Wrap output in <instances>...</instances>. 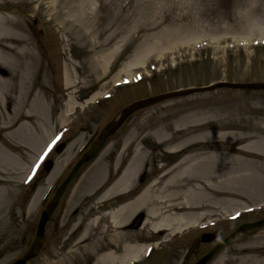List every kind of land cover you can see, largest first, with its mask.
<instances>
[{
    "label": "rangeland",
    "instance_id": "obj_1",
    "mask_svg": "<svg viewBox=\"0 0 264 264\" xmlns=\"http://www.w3.org/2000/svg\"><path fill=\"white\" fill-rule=\"evenodd\" d=\"M49 1L39 5L35 0H27L18 5L14 0H0L6 9L23 16L26 31L35 42L33 52L43 62L50 93L47 96L49 109L45 114L49 122L46 123L43 115L37 118V124L45 128L42 132L44 137L41 129L39 132L34 130L36 140H41V143L36 148L34 144L33 148L29 147L31 151L25 149L21 159L26 164V169L18 176H22L18 188L22 209L19 210L14 201L8 225H0V264H10L28 249L42 209L40 199L66 172L67 165L92 131L110 121L121 108L140 99L211 83L264 82V0H87L84 16H69L68 0H59L61 12L58 14L51 9L46 12ZM245 13L249 14L247 18L254 26L245 22ZM181 27H184L183 33H187V38L197 39L167 44V36L173 30H177L179 36ZM82 33L86 34L84 41L80 37ZM150 46L153 50L147 52L146 48ZM103 53H111L105 64L98 59ZM141 53L144 54L141 63L126 70L125 66ZM67 63L71 82L77 84L76 104L69 116L68 92L63 87V69ZM86 75L87 84L82 81ZM261 117H264V90L226 88L170 98L134 111L104 142L103 146L110 144V147L95 164L94 172L88 168L99 157L103 146L76 171L46 224L41 252L26 264H92L102 247L117 244V252L124 253L125 242L134 238L143 246L151 243L157 249L153 248L148 256L147 250L139 252L138 264H193L240 224L264 217V156L256 158L257 167L246 169L247 166L234 165V177L240 178L236 181L240 187L239 196L217 204L203 202L208 205L205 211L212 210L214 214L206 213L203 218L199 217L192 224L193 228L192 225L185 226L189 228L188 231L181 230L182 235L164 237L166 234H156L149 228L141 229L145 218V211L141 210L131 217L142 216L137 229L109 228L100 248V228L93 229L85 238L81 233L71 239H67L68 233L59 238L57 233L64 221L59 218V212L65 210L68 213L80 207L85 197L100 183V177L94 178L93 173L98 174L103 167L108 174L116 159L119 167L125 162L132 149L121 147L124 140L133 137L138 140L144 136L142 141L138 140L139 147L148 157L136 177L137 181L144 183L160 176L177 160V156L172 157L169 153V145L173 141L159 142L152 136L157 128L167 134H173L177 128L180 134L202 129L201 125L207 121L224 120L239 127L264 130ZM47 129L48 134L45 135ZM58 134V142L65 144L59 153L52 150L45 155V159L51 160V166L44 171L39 154ZM22 137L20 133L11 136L15 140ZM208 141L206 138L199 140L203 144ZM218 143L232 149L241 142L226 138ZM37 164L39 168L28 178L31 168ZM35 196L34 206L28 212V205ZM78 222L76 220L68 232H72ZM215 230L221 232L218 239L199 243L196 250L185 254L184 250L189 248L196 234ZM182 248L184 250L179 251ZM239 248L254 249L253 255L264 258V226L242 233L208 264H253L251 260L240 259L243 255ZM117 264H121L120 261L117 260Z\"/></svg>",
    "mask_w": 264,
    "mask_h": 264
},
{
    "label": "bare ground",
    "instance_id": "obj_2",
    "mask_svg": "<svg viewBox=\"0 0 264 264\" xmlns=\"http://www.w3.org/2000/svg\"><path fill=\"white\" fill-rule=\"evenodd\" d=\"M26 1L14 0L18 5ZM35 1L39 5L45 2V0ZM67 3L69 16L86 14L87 0H68ZM59 4V0H50L45 11L53 10L55 14H58L61 12L58 8ZM245 14V22L251 21L247 18L249 14ZM249 25L254 26V23L249 22ZM183 30H185L184 27H181L179 36L176 33L177 30H173L167 36V44L197 39L187 38L188 35L184 34ZM80 37L83 41L86 40V34L82 33ZM34 45L35 42L26 31L21 13L14 14L6 9L5 4L0 3V225L4 223L8 225V216L12 212L14 201L17 202L15 203L17 208L22 209V196L18 190L22 176H18L26 169V164L21 162L23 151L25 149L31 151L29 147L33 148L34 144L36 148L37 144L41 143V140L37 141V137L34 136V130L39 132L41 129L42 134L45 129L37 124L38 115H43L46 123L49 122L45 116L49 109L47 96L50 95L47 74L43 68V62L33 52ZM146 49L150 52L153 47ZM110 54H101L98 56L99 61L105 64ZM137 56L125 66L126 70L141 63L144 54H137ZM67 65L69 63L64 64L63 69V87L68 92L67 116H69L76 104L74 94L77 84L71 82ZM86 77L87 75L82 80L85 84H87ZM94 95L93 97L96 96ZM50 107L54 110V107ZM263 122L264 117H261V123ZM201 127L202 129L196 128L191 132L187 130L180 134L177 128L173 134H167L160 128L154 130L152 136L157 141L166 140V143L173 141L169 145L171 150L169 151L168 148V151L172 157L177 156V160L160 176L144 183L136 179L141 164L148 157V154L139 147V142L144 136L138 139L140 141L134 137L128 141L124 140L121 147L126 149L131 147V153L122 163V167H119L118 159L115 160L111 171L115 174L117 167L119 171L118 173L116 171V176L102 194L104 198L113 196L119 202L110 203L109 206L114 207H108L102 214L89 218L81 232L82 238L91 234L93 229L100 228L102 235L99 236L98 242L101 248L109 228L116 227L122 230L133 214L141 210L145 211V218L140 228H149L156 234H166L164 236L166 237L178 229L191 226L206 213L212 214V210H208L210 207L207 212L205 211L208 205L203 202L217 204L230 200L231 197H238L240 187L236 181L239 177H234V165L247 166L246 169L249 166H258L256 158L264 156V130L260 127H256L257 129L239 127L232 121L224 120L207 121ZM19 133L23 136L21 139L11 138ZM47 134L48 129L45 135ZM203 138L209 141L206 144L200 143L199 140ZM226 138L241 143L232 149L218 143L219 140ZM109 147L110 144L104 146L99 157L89 166L88 170L91 173L94 172L95 164L100 157H104ZM106 173V169L101 167L98 174L92 175L94 178L100 177L98 183H101L105 180ZM243 178L247 179L245 176ZM15 179L17 181L14 184ZM35 199L36 196L30 201L28 212L33 208ZM125 243L124 253L117 252L119 246L115 248V251L112 247L108 248V245L102 247L93 264H117V260L123 264L124 261L136 257L147 246V244L143 246L137 238L128 239ZM238 251L243 255L240 257L241 260H251L253 264H264V258L252 254L255 252L254 249L239 248Z\"/></svg>",
    "mask_w": 264,
    "mask_h": 264
},
{
    "label": "water",
    "instance_id": "obj_3",
    "mask_svg": "<svg viewBox=\"0 0 264 264\" xmlns=\"http://www.w3.org/2000/svg\"><path fill=\"white\" fill-rule=\"evenodd\" d=\"M217 88H229V89H238V90H261L264 89V82H242V83H234V82H217L212 83L207 86L203 87H192V88H186V89H180L171 91L168 93H164L158 96L149 97L145 99L137 100L128 106L122 108L118 115L112 119L100 132L97 139L93 142V144L90 146L88 151L83 155V157L77 162V164L73 167L71 172L68 174L66 179L62 182V184L59 186L58 190L48 203L46 209L42 212L41 217L39 219V222L37 224L36 233L34 236V239L32 240L29 248L27 251L23 254L22 257L18 258L11 264H26L29 260L36 257L44 243V231H45V225L46 222L49 220L52 211L54 210L57 201L63 192L66 185L70 182V180L73 178L76 171L86 162H88L91 158H93L96 153L101 148L104 141L109 137L111 134H113L119 126L124 122V120L134 111H137L139 109H142L144 107L150 106L152 104L159 103L163 100L170 99V98H176L180 96H186L194 93H202L206 91H211ZM62 148V146L57 149L59 151ZM51 164L48 162L45 165V170L48 171ZM264 225V218L257 220L255 222H249V223H243L240 226H238L231 234H229L227 237L222 239L219 243H217L211 250H209L206 254H204L195 264H207L215 254H217L225 245L231 243L235 238H237L240 234L243 232L258 228ZM220 235L219 231H216L211 234H203L200 241L201 242H210L216 238H218ZM199 240H195L193 242V245L190 249L192 251L194 248L198 246Z\"/></svg>",
    "mask_w": 264,
    "mask_h": 264
},
{
    "label": "flooded vegetation",
    "instance_id": "obj_4",
    "mask_svg": "<svg viewBox=\"0 0 264 264\" xmlns=\"http://www.w3.org/2000/svg\"><path fill=\"white\" fill-rule=\"evenodd\" d=\"M116 174L110 175L109 179L106 178V180L103 181V183L101 184V188H94L92 191H90V193L87 195V197H85V199L83 200V203L80 204L79 208L72 209L68 213H66L65 210L63 212L61 211L62 213L59 212V218L64 219V221L60 223L62 229L57 233V235H59L61 237L65 233H68L69 227L74 224L73 222L76 220V218L77 219L82 218V220L84 219L83 225H85V223H87V220L89 218H91L92 216L97 215L99 213L102 214L103 212H105L107 210L108 207H114V206H109V204L110 203L112 204L113 202H115L116 201L115 198L113 196H109V197L104 198V197H102V194L107 189L109 183L112 182V180L114 179ZM118 202H119V200L117 199L115 204H117ZM94 205H96V207ZM136 224H137V221L134 218H131V220H128L124 224V227H126L127 229L136 228V227L138 228V224L137 225ZM75 235H76V233L74 232L73 234H71L70 237L67 236V238L71 239ZM195 237H197V236H194V238ZM19 238H22V236L20 235ZM109 247H117V244H112V246L109 245L108 248ZM177 250H175V251H177ZM183 250H184V248H182V250L179 249V251H183ZM186 250H187V247L184 250L185 253H186ZM113 251H115L114 248H113ZM197 259H195L194 262ZM194 262H193V264H194Z\"/></svg>",
    "mask_w": 264,
    "mask_h": 264
},
{
    "label": "snow or ice",
    "instance_id": "obj_5",
    "mask_svg": "<svg viewBox=\"0 0 264 264\" xmlns=\"http://www.w3.org/2000/svg\"><path fill=\"white\" fill-rule=\"evenodd\" d=\"M53 143L55 144V141ZM45 155H47V154H45ZM38 168H39V164L36 165V169H38Z\"/></svg>",
    "mask_w": 264,
    "mask_h": 264
}]
</instances>
